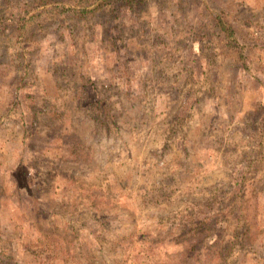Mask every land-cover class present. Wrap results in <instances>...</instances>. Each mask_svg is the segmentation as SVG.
<instances>
[{
	"label": "rangeland",
	"instance_id": "374dc122",
	"mask_svg": "<svg viewBox=\"0 0 264 264\" xmlns=\"http://www.w3.org/2000/svg\"><path fill=\"white\" fill-rule=\"evenodd\" d=\"M0 264H264V0H0Z\"/></svg>",
	"mask_w": 264,
	"mask_h": 264
},
{
	"label": "trees",
	"instance_id": "16d2710c",
	"mask_svg": "<svg viewBox=\"0 0 264 264\" xmlns=\"http://www.w3.org/2000/svg\"><path fill=\"white\" fill-rule=\"evenodd\" d=\"M89 1V0H87ZM107 1H115L118 3H126V4H130V2H133L134 0H107ZM72 11L67 10V13H71ZM215 24L217 26V28L219 29V31L224 34L227 39L230 41L232 39V32L230 30V28L223 22L222 19H217L215 18ZM240 55V53H239Z\"/></svg>",
	"mask_w": 264,
	"mask_h": 264
}]
</instances>
